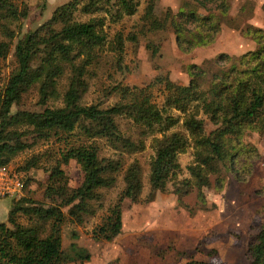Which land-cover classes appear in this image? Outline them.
Returning a JSON list of instances; mask_svg holds the SVG:
<instances>
[{
	"label": "trees",
	"instance_id": "obj_1",
	"mask_svg": "<svg viewBox=\"0 0 264 264\" xmlns=\"http://www.w3.org/2000/svg\"><path fill=\"white\" fill-rule=\"evenodd\" d=\"M141 1L140 19L146 29L153 31L169 26L177 47L184 52L213 42L231 6L230 0H181L176 11L167 8L162 16L155 9L158 0H68L56 6L44 24L27 31L14 43L17 69L0 91V167L8 165L18 151L29 146L24 136L30 132L34 137L48 138L79 129L87 138L103 137L116 148L142 149L143 138L134 141L121 131L116 116H125L141 127L142 135H151L154 155L148 177L150 193L167 189L170 181L171 191L180 198L195 189L198 200L203 202L204 187L220 189L223 186V169L237 180H245L251 174L258 152L243 141V136L251 130L264 133V31L260 28L250 29L249 25L246 28L257 42L256 49L234 59L222 52L209 58L208 64L202 67L189 64L188 84L175 83L168 75L155 76L154 81L161 83L165 91L161 105L152 99L148 87L129 85L119 86L120 99L106 107L80 102L86 89L83 78L86 66L107 41L106 21L134 14ZM77 10L90 16L78 20ZM0 13L20 18L27 14V7L19 8L13 0H0ZM8 35L9 40L0 39V69L11 49L13 31L9 30ZM129 38L135 41L137 36L130 33ZM123 41V33L117 31L111 46L113 51L121 53ZM147 45L155 55L156 46ZM38 53L39 61L33 64ZM77 57L79 62H75ZM226 59L230 61L227 63ZM63 63L71 66L63 104L46 105L49 95L55 91L56 77L63 73ZM213 64L217 67L213 68ZM207 69L210 76L207 87L203 88L199 80ZM35 81H40L43 108L11 112L12 104ZM205 118L213 124L208 131ZM178 123L184 130L168 131ZM189 148L192 159L185 166L187 175H182L179 155ZM59 154L44 189V196L50 202L45 204L27 195L20 196L8 210L11 226L0 221V264H60L89 257L75 242L70 244V251L63 249L62 225L66 221L81 224L85 215L95 212L93 202L101 196L98 189L114 184L123 162L120 158L99 157L94 140L70 145ZM71 158L80 164L84 173L81 183L75 187L68 185L60 167L61 162L67 163ZM37 161L32 157L18 169L27 170L36 166ZM123 180L124 187L117 198L92 228V235L97 239L111 240L121 231L125 198L139 200L143 185L139 160L133 159L127 165ZM24 183L23 179V188ZM20 215L26 217L27 223L18 220ZM254 227L256 232L246 249L248 264H264V222ZM184 264L209 263L191 258Z\"/></svg>",
	"mask_w": 264,
	"mask_h": 264
},
{
	"label": "rangeland",
	"instance_id": "obj_2",
	"mask_svg": "<svg viewBox=\"0 0 264 264\" xmlns=\"http://www.w3.org/2000/svg\"><path fill=\"white\" fill-rule=\"evenodd\" d=\"M66 1L68 0H13L19 8L26 6L27 14L14 18L0 13V24L5 25H0V39L9 40V30L14 33L11 49L1 62L0 91L8 77L17 69L14 43L27 31L44 24L54 8ZM180 3L181 0H158L155 9L162 16L167 8L176 11ZM230 4L228 17L222 22L215 40L196 46L188 52L177 47L169 26L153 31L146 29L145 22L140 19L143 1L134 14L120 20H107L104 26L107 41L96 50L91 64L86 66L83 76L86 89L81 94L80 102L106 107L120 99L121 85H129L148 87L152 99L161 105L165 91L161 83L154 81L155 76L168 75L175 83L188 84L191 78L189 64L195 63L202 67L208 64L206 61L209 58L219 53L225 52L234 59L256 49L257 42L246 32V28L249 25L250 29L257 27L264 31V0H230ZM89 16L78 10L75 12L78 20H85ZM117 31L124 35L121 53L113 51L111 47ZM130 33L136 34L135 41L129 38ZM148 43L156 46L155 55ZM39 56L40 53L33 58V64L39 61ZM79 61L80 57H77L75 62ZM226 61L228 63L230 60ZM62 66L63 73L56 77L55 91L49 95L46 105L63 104L71 66L69 63H63ZM212 67L216 68L217 65L213 64ZM210 69L199 80L203 88L207 87ZM39 87L40 81L31 83L12 104L11 112L18 109L41 110L44 105L40 103ZM116 120L121 131L131 140L144 139L142 149L127 151L121 147L116 148L103 137L87 138L79 129L48 138L34 137V133L30 132L24 136L29 146L18 151L8 163L24 179L20 196L27 195L47 204L50 201L44 196V189L50 182V170L56 164L61 149L94 140L98 145L99 157L122 160L123 165L116 172L114 184L98 189L101 196L97 202H93L95 212L85 215L81 224L66 221L62 225L63 249L70 251V244L75 242L89 253V257L75 258L60 264H184L191 258L209 264H248V241L256 232L254 226L264 222V133L251 130L243 136V141L249 147H255L258 152L251 174L245 180H237L223 169V186L220 189L204 187L205 200L201 202L195 189L180 198L171 191L170 181L167 189L150 193L148 177L150 161L154 155V149L150 145L151 135H142L141 127L130 118L116 116ZM205 120L208 131L213 128V124L207 118ZM26 127L30 128H21ZM175 129L184 130L178 123L168 131ZM32 157L38 160L36 166L27 170L18 169ZM133 159L139 160L142 167L143 185L139 200L125 198L121 208V231L111 240L97 239L92 235V228L124 187L123 173ZM191 159V148L179 155L182 175H187L185 166ZM60 167L64 170L69 186L75 187L81 183L84 173L75 159L71 158L67 163L61 162ZM20 196L0 195V221L11 226L7 220L8 210L13 200ZM18 220L27 223L24 215H20Z\"/></svg>",
	"mask_w": 264,
	"mask_h": 264
},
{
	"label": "built area",
	"instance_id": "obj_3",
	"mask_svg": "<svg viewBox=\"0 0 264 264\" xmlns=\"http://www.w3.org/2000/svg\"><path fill=\"white\" fill-rule=\"evenodd\" d=\"M23 190L21 174L9 165L0 167V195L20 196Z\"/></svg>",
	"mask_w": 264,
	"mask_h": 264
}]
</instances>
